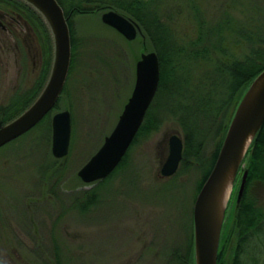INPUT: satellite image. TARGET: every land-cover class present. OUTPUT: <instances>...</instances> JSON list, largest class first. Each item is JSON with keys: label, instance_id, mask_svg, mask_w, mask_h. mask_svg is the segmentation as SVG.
I'll list each match as a JSON object with an SVG mask.
<instances>
[{"label": "rangeland", "instance_id": "obj_1", "mask_svg": "<svg viewBox=\"0 0 264 264\" xmlns=\"http://www.w3.org/2000/svg\"><path fill=\"white\" fill-rule=\"evenodd\" d=\"M62 1L72 38L65 85L42 119L0 147V264H190L195 200L222 141L216 111L228 79L216 74L224 63L264 57V0L150 1L147 18L159 16L177 43L167 60L171 72L122 163L91 183L78 170L114 128L134 87L137 58L156 45L142 26L130 40L104 22L111 0ZM12 14L0 20V119L34 100L43 50L53 56L46 22L47 31L33 14ZM198 37L196 52L191 41ZM207 89L208 106L199 96ZM62 109L70 111V143L57 157L52 118ZM173 133L183 138V157L164 175ZM244 166L231 196L237 201ZM252 194L264 206V185ZM232 204L224 220L228 255L238 232Z\"/></svg>", "mask_w": 264, "mask_h": 264}, {"label": "water", "instance_id": "obj_2", "mask_svg": "<svg viewBox=\"0 0 264 264\" xmlns=\"http://www.w3.org/2000/svg\"><path fill=\"white\" fill-rule=\"evenodd\" d=\"M37 10L51 32L52 64L46 82L35 99L12 119L0 124V147L33 127L54 106L65 85L72 59V38L64 8L59 0H24ZM102 19L127 39L141 33L133 17L110 8ZM144 35V33H143ZM145 36V35H144ZM161 76L160 58L155 49H147L136 61L135 83L112 131L98 150L78 170L88 183L106 177L121 161L133 141L156 93ZM264 123V68L253 78L241 97L224 135L215 163L200 188L193 210L195 264H217L223 224L236 178L254 138ZM55 156L67 154L70 143L71 117L68 109L52 118ZM184 142L178 133L170 136V151L162 165L164 175L173 174L183 157ZM242 174L239 196L247 181Z\"/></svg>", "mask_w": 264, "mask_h": 264}, {"label": "trees", "instance_id": "obj_3", "mask_svg": "<svg viewBox=\"0 0 264 264\" xmlns=\"http://www.w3.org/2000/svg\"><path fill=\"white\" fill-rule=\"evenodd\" d=\"M59 1L64 7L65 14L68 18V22L70 25L69 16H68L69 10L66 9V7L64 6V2L62 0ZM111 1L109 2V4L113 8L133 17L134 19H137L138 22L140 21L142 23V25L141 24L140 25L144 28L145 35L147 36L150 35L151 38L154 37L155 39L154 43L156 45V47L155 46L154 47L159 54L160 64H161V76H160L159 86L157 89L158 92V90L164 87V84L168 79L167 77L171 72L169 66L167 67V60L169 61L170 59L169 57L172 56L171 53L174 52L173 50H174L175 40L172 39V35L170 36L168 26L159 16L155 14H154L155 17H153L154 19L151 17L147 18V15L151 16L150 14L151 0H129L126 1V3L124 1L123 2L121 1L115 2V0H111ZM0 3H3L5 5V8L3 9V6L0 4V8H1L0 10L3 9L5 13L7 12L10 13V10H12L11 13L15 11L25 12L29 14V18L30 15L32 18V14H33L37 19L42 21V26L47 31V27L42 16L30 4H28L24 0H0ZM76 6L77 7H75L76 8L75 10L78 11L84 10L82 8L83 6H79V5ZM210 30L212 29L209 28L208 32L211 34ZM199 41H200V37H198V39L196 38L191 41V43L193 42V51L196 52L199 51V49L198 50L195 49L196 48L195 44L196 42ZM179 48L184 49L181 43H179L178 46L176 47V49ZM43 52L44 53H43V61L41 65V73L38 78V80L40 81V86H38L37 88L38 91H36L35 94H38V92L43 87L51 67L52 60H51L50 51L43 50ZM258 60L261 61L259 62ZM163 65L165 67H163ZM263 68H264V57L261 56L260 52H259V57L258 56H256L255 58L251 57L247 59V61L234 60L230 65L224 63V65L218 67L219 74L216 75L219 76V79L221 77L223 81H226V79H228L225 85L227 91L222 97L219 108L216 111V115H218V117L222 116L219 120L220 121L219 127L221 126V132H222V136H221L222 141L224 138V134L227 131L232 114L234 113L241 97L243 96L245 90L247 89L253 78ZM214 83H216V79L214 80ZM200 85H201L200 83L199 84L196 83V87H200ZM215 87H217V83L215 84ZM211 94H212L211 90L209 89H207L206 91L205 90L199 91L200 101L203 102L205 101L206 105L208 106V101L209 99H211ZM34 95L32 96V100L35 99ZM226 102L227 105H225ZM18 112L19 110H15L11 114L7 112L0 119V124L12 119L18 114ZM145 122L141 124L137 133H139V131H142ZM222 141L218 146V149L215 151L214 163L219 153ZM244 162H245L244 170L245 169L248 170L247 181L244 192L239 201L235 199L234 195H233L234 197H232L230 200L231 204L233 203L231 212L232 214L236 212V219L238 223L237 237L233 244L232 252L228 255L229 243H227V241L229 236L227 233H225L224 227L226 223L224 222L220 245H219L217 264H264V206L257 200V198L252 197L253 196L252 191H254V189L259 187L260 185H264V123L261 129L259 130V132L257 133L256 137L254 138ZM120 163H122V160ZM209 171L206 173L203 182L207 178ZM193 246H194V241H193ZM189 258H190L189 263L195 264L194 248L193 251L189 254Z\"/></svg>", "mask_w": 264, "mask_h": 264}, {"label": "flooded vegetation", "instance_id": "obj_4", "mask_svg": "<svg viewBox=\"0 0 264 264\" xmlns=\"http://www.w3.org/2000/svg\"><path fill=\"white\" fill-rule=\"evenodd\" d=\"M8 14L11 15L12 13H11V12H10V13H9V12L5 13L4 11H3V12L0 11V20L2 21V19L5 18V17H7L6 15H8ZM12 15H13V14H12ZM1 18H2V19H1Z\"/></svg>", "mask_w": 264, "mask_h": 264}]
</instances>
